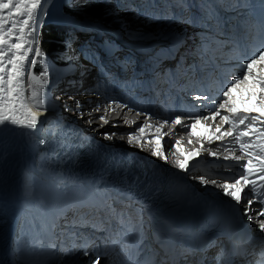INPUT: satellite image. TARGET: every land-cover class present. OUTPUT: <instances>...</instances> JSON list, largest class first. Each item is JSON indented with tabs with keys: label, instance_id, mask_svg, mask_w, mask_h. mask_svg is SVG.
<instances>
[{
	"label": "snow or ice",
	"instance_id": "obj_1",
	"mask_svg": "<svg viewBox=\"0 0 264 264\" xmlns=\"http://www.w3.org/2000/svg\"><path fill=\"white\" fill-rule=\"evenodd\" d=\"M45 3L46 0H0V129H36L47 110L50 72L47 67L38 73L35 71L38 65L45 63V53L37 36L40 17L46 14ZM237 59L240 60L239 71L221 83L219 99L211 101L213 106L205 114L181 111L171 119L153 122L151 115L137 111L136 115L145 119L129 132L127 142L168 162L165 137L173 136L178 127L185 129L184 136L167 142L174 167L188 171L204 153L217 160L234 162L235 167L228 168L230 174L219 182L205 175L197 179L205 185H216L237 205L246 200L244 214L248 220H256L258 230L264 233V43L246 58ZM194 99L208 100L209 97ZM68 100L83 116L79 111L80 101L74 96H69ZM116 109L133 111L128 104L112 100L104 105L100 121L109 124L106 117ZM92 111L100 112L101 108L98 106ZM88 115L91 116V112ZM88 122L91 124L92 120ZM123 123L137 124L127 119ZM113 135L105 133L107 139H112ZM185 140L189 145L199 142V147L185 150L182 146ZM213 144H218L227 154L210 151L205 146ZM236 149L240 155L235 154ZM254 204L259 207L254 208ZM92 264H100L99 255ZM259 264H264V258Z\"/></svg>",
	"mask_w": 264,
	"mask_h": 264
},
{
	"label": "bare ground",
	"instance_id": "obj_2",
	"mask_svg": "<svg viewBox=\"0 0 264 264\" xmlns=\"http://www.w3.org/2000/svg\"><path fill=\"white\" fill-rule=\"evenodd\" d=\"M49 1H51V0H46V3L44 4V12L45 13H46L45 6L48 4ZM62 1L63 0H61L60 3H62ZM121 2H122V4H125L126 0H121ZM111 4H112V2H111ZM116 13H118V12L116 11ZM45 18H46V14H44L40 17V22H39L38 30H37V36H38V32H39V26H41V24ZM117 18H118V16L116 17V19ZM122 20H125V19L123 18ZM126 21H128V20H126ZM263 28L264 27H262V29ZM155 30H156V28L151 27V29L149 30V33L153 34L155 32ZM78 63L79 62L75 63L74 65H78ZM55 83L56 82L53 81L52 85L56 89V91L54 93H57V94H55L52 97V100H53V102L60 103L61 100L63 99V97L59 93L60 88L56 87ZM51 94H53V92ZM70 95L74 96L76 99L80 98V101L83 100V98H85L86 99V100L84 99L85 101H81L83 104V108L85 106L86 109H90L91 105L93 104V100H89L88 96H85L83 93L81 94V92H79L77 94H70ZM57 97H59L60 99L57 100ZM66 103H69V105H65L66 108H69V112L75 113V110L72 109V106H74L72 101L67 99L65 104ZM105 104H107V103H105ZM59 106H60V104H59ZM60 107H62V106H60ZM47 109H49L48 103H47ZM103 109L104 108L101 107L100 112H94L92 110L84 111L83 112L84 115L81 116V119H83V120L84 119L85 120L91 119L92 120L91 124L85 122V124H87L91 130H93L95 128H98V129L104 128L105 133L114 134L112 139H108L111 144L116 146V145H119L117 143L120 142V143H122L123 147H128V148L133 147V146H130L131 144H129L127 141H128L129 132H132L134 130H124V129H120L118 127H114V125L113 126H110V125H112V121L117 122V121H121V120H125V119H127L129 121H136V122L140 121L139 119H137V117L134 113L135 111L133 110L131 112H128V111L122 112L120 109H116L115 112H109L107 117H106L110 121V123L109 124H103L102 121H100V119H99L100 115L103 114ZM58 111L60 112L59 107H58ZM90 112H91V116L88 115ZM46 115H48V114L44 113L42 118H44ZM117 124H119V122H117L116 125ZM0 130L2 131L0 133V149H2V151H3V153L0 152V204L4 205L5 204V198L3 197L2 192L4 191L5 182L9 179H12V178H18L17 180L21 184L23 183V176L25 174L24 166L21 163L23 156H25V155H34L35 156V158H33V160L35 162V167L40 172V174L48 173L50 175L55 176V173L52 172L47 167H51L54 164L58 165L59 162H58V158L54 154H52L51 152H46L43 149L38 150L37 148H35V150H31V148L35 147V146L32 144V142L30 140L27 141L28 145L22 143L20 138L14 134L17 132L16 127H4L3 129H0ZM184 130L185 129H183V128H178L177 130H175V133H177V136H184L185 134L181 135V133ZM30 131H31V129H23V133L25 134V137H27L28 139H30V133H31ZM102 136H103V134L97 135V138L102 137ZM101 139L106 140L107 138H101ZM88 140H86V141H88ZM168 141L169 140L165 141L166 145L168 144L167 143ZM186 143H187L186 140L182 142V144H186ZM186 145H188L190 147L195 146V144L194 145L186 144ZM206 147L210 151H216L217 149L221 148L218 146V144L206 145ZM204 154L208 155L207 153H204ZM8 159H9V161H8V165H7L6 161ZM43 165H45V167ZM59 165L62 167V164H59ZM67 170H68V168L66 167L65 173H64L66 175L68 174ZM63 175H61V177L59 178L60 180H61ZM142 192L144 194H146L145 191L142 190Z\"/></svg>",
	"mask_w": 264,
	"mask_h": 264
},
{
	"label": "rangeland",
	"instance_id": "obj_3",
	"mask_svg": "<svg viewBox=\"0 0 264 264\" xmlns=\"http://www.w3.org/2000/svg\"><path fill=\"white\" fill-rule=\"evenodd\" d=\"M60 1L61 0H56V1L55 0H51V1L48 2V4L45 6V9H46V18L43 20V22H49V20H55L53 23H56V24H59V25H67V26H70L71 25V27H73V28L70 30V32H71V34H73V36H75V38L73 40H76L78 38V35L77 34L80 33V32L82 33L80 38H84L86 36V31L85 30H87L88 28H86L85 26H82V25L74 26V25H72V24H70L68 22H60L59 19L54 18V15L56 14L57 10H59L58 6L60 7V5L58 3H60ZM105 1L107 2L108 6L105 5V4H101V6H103L105 8H108V10L111 9V8H113V10H115V11L114 12H110V10H109V12L108 11L105 12V14L107 16L106 17L107 20L105 21V23L101 22V23H103L102 24L103 26L116 27V28L124 29L125 31L128 30V32H134V31L140 32V26L138 28H134V27H136V25H134V16L133 15L124 16L122 14V12L120 11V8H119V5H120L119 2H115V3H112L111 4V0H105ZM99 5L100 4H92V2H87V0H83V1H81L77 5L78 6L77 8H88L89 6H99ZM105 8H103V10H106ZM116 11L118 13H116ZM109 14L111 16H115V17L118 16V18L117 19H113L112 20V23H111V21H109ZM123 18L125 20H128L127 25H125L126 22H124V21H118V19H123ZM97 22H98V20H97ZM146 24H148V23H146ZM145 27L149 28L151 26L145 25ZM156 33H157V31L154 32L153 35H151V36H156ZM73 54L75 55V46L72 45V46L68 47V49H65L63 47V49L61 51H59V54L56 53L54 55V59L56 61L52 60L50 57L45 56V58H44L45 63L42 64V65H38L37 68L35 69V71L38 73L39 71L43 70L44 67H47L48 70H49V72H50L49 85L47 87V101L48 102L51 101V96H53L54 92L56 91L54 89V87L50 84L51 81L52 80L55 81L59 77L60 73L64 70L65 64H67L68 59L70 57H74ZM58 64H60V65H58ZM62 91L63 90L60 89L59 90V93L61 94ZM52 92H53V94H51ZM68 97L69 96H67V98L61 100L60 106H62V107L59 106L60 113L63 112V110H64L63 108H64L65 105H69V103H66L65 104V102L68 99ZM84 99L85 98H83V100H81V101H85L86 100V99L85 100ZM64 112H66V111L64 110ZM71 113H74V112H71ZM88 121H89L88 119H86V120L84 119L83 120V119L80 118V123H82V125H84L86 127V129H87V126L88 125L85 124V122L86 123H89ZM123 121L124 120L117 121V122H119V124H117V125H116L117 122L112 121V125H110V126H113L114 125V127H121V128L124 127V128H128V125H125L123 123ZM117 144L122 145V143H120V142L117 143ZM186 144H183V145H186ZM130 146H134L135 147V146H138V145H132L131 144ZM0 152L3 153L2 149H0ZM8 161H9V159L6 161V164L7 165H8ZM194 185L196 186V188H199V186H201V184L196 183L195 181H194Z\"/></svg>",
	"mask_w": 264,
	"mask_h": 264
},
{
	"label": "trees",
	"instance_id": "obj_4",
	"mask_svg": "<svg viewBox=\"0 0 264 264\" xmlns=\"http://www.w3.org/2000/svg\"><path fill=\"white\" fill-rule=\"evenodd\" d=\"M109 10L110 12L115 11L113 10V8ZM69 11L80 17H89V18L93 17V18H99V19L100 18L107 19L105 11L103 10L101 6H89L88 8L75 9V10L72 9ZM113 19H116V17L111 16L109 14V21H111V23ZM118 20H122V19H118ZM39 42H40L41 48L44 51V53L49 56H53L55 53L60 51L64 45L62 34L57 32L56 29L51 26H44L41 29Z\"/></svg>",
	"mask_w": 264,
	"mask_h": 264
},
{
	"label": "water",
	"instance_id": "obj_5",
	"mask_svg": "<svg viewBox=\"0 0 264 264\" xmlns=\"http://www.w3.org/2000/svg\"><path fill=\"white\" fill-rule=\"evenodd\" d=\"M87 18H89V17H87ZM90 19L91 20H93V21H97L98 20V22H103V23H105V21L107 20V19H103V18H93V17H90Z\"/></svg>",
	"mask_w": 264,
	"mask_h": 264
}]
</instances>
